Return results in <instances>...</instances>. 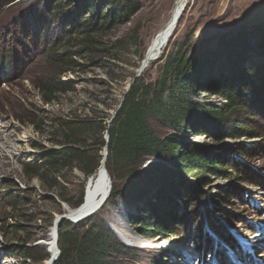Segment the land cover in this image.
I'll return each mask as SVG.
<instances>
[{
	"label": "rangeland",
	"instance_id": "rangeland-1",
	"mask_svg": "<svg viewBox=\"0 0 264 264\" xmlns=\"http://www.w3.org/2000/svg\"><path fill=\"white\" fill-rule=\"evenodd\" d=\"M47 1L0 0V130L11 143L29 135L28 142L21 144V157H2L0 150V264H36L46 257L41 240L56 217L67 212L63 203L72 207L60 200L59 193L63 190L77 200L82 192L84 199L86 192L88 179L78 168L63 169L58 180L66 188L50 190L39 178H26L23 162H36L60 147L53 125L57 117L94 113L105 120L106 114L111 116L105 124L112 120L153 38L178 2L135 0L142 7L130 21L90 35L80 32L85 25L74 10L77 0H62L56 6L52 3L57 1L50 0L48 8ZM240 33H246L241 40L250 58L246 67L263 64L264 0H188L175 33L140 78L155 83L161 77L163 56L169 52L180 48L186 58L197 59L199 53L221 49ZM62 58L67 63L59 64ZM54 80L63 83L52 102L45 103L39 83ZM62 86L71 89L62 91ZM197 100L216 106L226 103L214 93H199ZM245 113L248 121L240 126L261 133L249 135L244 128L235 138H216L211 128L196 137L191 130L181 133L183 144L192 141L220 160L228 159L225 173L208 172L202 183L196 171L185 173L167 159L147 158L134 172L107 168L111 188L114 182L125 188L140 170L161 162L168 170L180 172V194L187 196L185 201L177 197L165 181L164 193L170 199L162 209L148 195L136 203L120 198L115 206L98 210L95 214L104 212L103 219L125 247L113 253L115 264H264V102ZM154 129L160 136L173 131L157 124ZM104 153L105 147L99 149V155ZM151 207L157 217L144 212ZM132 217L150 225L159 221L164 230L157 236L146 235ZM246 233L259 235V240L243 239ZM27 248H35L33 258L25 256Z\"/></svg>",
	"mask_w": 264,
	"mask_h": 264
},
{
	"label": "trees",
	"instance_id": "trees-1",
	"mask_svg": "<svg viewBox=\"0 0 264 264\" xmlns=\"http://www.w3.org/2000/svg\"><path fill=\"white\" fill-rule=\"evenodd\" d=\"M56 1L52 3L53 6L60 5L62 0ZM76 2L74 10L81 16L80 24L85 25L80 32L90 35L130 21L142 7L135 0ZM49 5L50 0L46 2L47 8ZM234 36L230 42H224L221 49L199 53L198 61H195V57L186 58L180 48L165 54L161 77L155 83H146L140 76L134 77L130 88L124 93L121 106L106 124L104 121L111 117L108 114L106 120L97 118L94 113L55 118L53 125L58 131L57 144L60 147L47 151L36 162H23L26 178L32 180L37 177L48 189L60 191L66 188L58 180L65 168H78L86 179L92 175L95 179L103 160L99 149L104 147L108 149L106 166L111 172L114 167L134 172L137 164L152 158L174 161L185 173L196 171L200 183L207 179L205 174L208 172L215 175L225 173L227 158L220 160L219 156L192 141L183 144L181 133L191 130L192 136L196 137L209 133L208 129L211 128L216 138L240 137L244 128L240 122L248 121L245 110L261 106L264 102V63L246 67L250 58L247 46L241 42L246 33ZM140 58L143 59V55ZM65 63L67 60L64 58L59 61L61 65ZM62 83L59 80L39 83L45 103L52 102V95ZM69 89L71 86L61 88L62 91ZM199 93L218 94L226 103L216 106L215 103L201 102L197 100ZM234 115L236 117L231 118ZM154 124L173 131L160 136ZM228 125H231L230 128ZM245 131L249 135L261 133L248 128ZM105 132L108 133L107 140L104 138ZM236 162L240 163L238 160ZM179 173L154 161L140 170L136 179L125 188L118 187L114 182L103 208L115 206L120 198L136 203L150 195L152 204L162 209L170 199L164 193L165 181H168L169 190L185 201L187 196L180 194ZM62 191L59 193L60 200L72 207H79L83 203V192L77 200H72ZM58 206L61 211L60 202ZM13 209L15 206L12 205ZM152 209L144 212L157 217ZM103 214H95L89 221L74 223L65 219L61 222L58 241L60 255L54 264H115L113 253L125 247L112 226L103 219ZM134 220L133 224L144 227L143 233L146 235L157 236L164 230L159 221L150 225L144 219ZM52 222L51 218L50 225ZM34 250L27 248L25 256L33 258Z\"/></svg>",
	"mask_w": 264,
	"mask_h": 264
},
{
	"label": "bare ground",
	"instance_id": "bare-ground-1",
	"mask_svg": "<svg viewBox=\"0 0 264 264\" xmlns=\"http://www.w3.org/2000/svg\"><path fill=\"white\" fill-rule=\"evenodd\" d=\"M187 3H188V0H178L177 4L175 5V7H174V9L170 15V18L168 19L166 24L160 29V31L153 38L150 46L148 47L145 58H144V63H146L145 68L148 67L152 63V61H154V58H149V56L151 54L152 55H157V54L160 55L162 53L164 46L169 41V40L167 41V37H168V33L173 29L174 20H175V18H177L178 13L181 10H183L184 8L186 9ZM177 27H178V24L174 29V33H175ZM3 134H4L3 131L0 130V150L2 152V157L11 156V157L16 158V159L21 157L24 153L21 144L28 142L29 135L27 133H25L24 136L18 137L16 141L11 143V142L7 141L6 137ZM2 162H4V161H2ZM93 179H94V177H93ZM93 179H92V181H93ZM110 189H111L110 176H109V173L107 171L106 165L104 163H102L95 180L91 184L90 188L87 190L86 201H83V203H82L83 205H81L79 211L76 212V213H78V212L79 213L78 214L71 213V216L76 218L75 215H79L80 213L90 209L94 205L101 202V200L104 199V197L109 194ZM252 235L251 234L249 235L248 233H246L242 236H243V239H245V240H247V239L251 240L254 238L256 240L255 242H257L259 240V238H258L259 235H257V234L254 236H252ZM129 236H131V235H129ZM41 242L44 245V247H46L47 256L43 260L38 261L36 264H54V262H55L54 259H55V255H56L57 248H58L57 223L56 222L53 223L48 236L45 239H42ZM153 246H155V245H153ZM7 264H15V263H7Z\"/></svg>",
	"mask_w": 264,
	"mask_h": 264
},
{
	"label": "water",
	"instance_id": "water-1",
	"mask_svg": "<svg viewBox=\"0 0 264 264\" xmlns=\"http://www.w3.org/2000/svg\"><path fill=\"white\" fill-rule=\"evenodd\" d=\"M184 11H185V8H184L183 10H181V11L178 13L177 18H175L173 29L168 33L167 41L169 40V38H170L171 36H173V34H174V29H175V27L177 26V24L180 23V21H181V19H182V17H183ZM243 30H244L245 32H248L247 28H244ZM149 58H154V60H156V59L159 58V54H157V55H152V54H151V55L149 56ZM145 66H146V63H144V59H143V61H142L141 65H140L139 70H138L137 74L135 75V77H139V76L143 73V71H144V69H145ZM130 86H131V84H130ZM130 86H129V88H130ZM129 88H128V89H129ZM122 101H123V98H122V100H121V102H120L118 108L121 106ZM116 111H117V110H116ZM116 111H115V114H116ZM115 114L113 115V117L115 116ZM113 117H112V118H113ZM107 155H108V149H107V147H105V153H104V155H103V160H102L101 163H104V164L106 163ZM93 177H94V175H92V176L89 177V179H88V183H87V187H86V192H85V196H84V200H83V201H86L87 189H88V187L90 186ZM108 198H109V195L105 196L104 199H102L101 202H99L98 204H96V205H94L93 207H91L90 209H88V210H86V211L80 213L79 215H75L76 218L73 217V216H71V213L75 214L77 211H79L81 205H83V204H81L78 208H77V207H76V208H72V207L68 206L67 204L63 203V206H64V208L66 209L67 212H65V213H63V214H60V215H59L58 217H56V219H55V222L57 223V243H58V241H59V227H60L61 222H62L63 220L68 219V220H70V221H72V222H74V223H77V222L83 221V220L89 218L90 216H92L93 214H95L100 208H102V207L104 206V204L106 203V201H107ZM78 213H79V212H78ZM78 213H76V214H78ZM59 255H60V249H59V247H58V248H57L56 255H55V259H54L55 261L57 260V258L59 257Z\"/></svg>",
	"mask_w": 264,
	"mask_h": 264
}]
</instances>
